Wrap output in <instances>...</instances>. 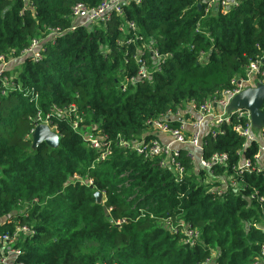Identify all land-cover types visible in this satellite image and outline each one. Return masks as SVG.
I'll return each mask as SVG.
<instances>
[{
	"label": "trees",
	"instance_id": "obj_1",
	"mask_svg": "<svg viewBox=\"0 0 264 264\" xmlns=\"http://www.w3.org/2000/svg\"><path fill=\"white\" fill-rule=\"evenodd\" d=\"M79 2L94 8L103 0H0V58L21 56L34 40L43 41L41 59L25 55L16 74L4 71L10 87L0 78V220L12 218L0 224V235L17 224L35 228L21 242L17 262L252 264L264 242L256 227L264 221V203L248 199L255 187L264 193V172L245 175L243 186L219 196L184 151L185 174L177 181L158 159H144L119 143L155 137L149 119L212 98L263 57L264 0L208 14L198 0H141L125 4L110 22L90 25L72 17ZM127 21L137 24L141 40L135 44L128 41L132 33L119 30ZM51 30L59 35L46 41ZM137 48L152 65L150 79L124 91L121 81L136 73ZM154 49L161 58H153ZM53 105H75L73 118L54 114L59 146L33 149L29 117L39 109L49 113ZM76 119L85 131L105 136L110 155L102 158L105 148L88 146L73 130ZM223 128L224 135H205L203 154L227 152L229 163L215 172L232 174L238 150L251 157L259 144L246 143L228 124ZM185 225L197 237L188 236Z\"/></svg>",
	"mask_w": 264,
	"mask_h": 264
},
{
	"label": "built area",
	"instance_id": "obj_2",
	"mask_svg": "<svg viewBox=\"0 0 264 264\" xmlns=\"http://www.w3.org/2000/svg\"><path fill=\"white\" fill-rule=\"evenodd\" d=\"M200 9L205 14L210 13L216 7L217 10L228 12L237 7L243 0H198ZM129 2L136 4L141 3V0H103L97 7L90 8L85 3L79 2L72 7V17L75 20H80L79 24L90 25L110 22L114 15H122L123 7ZM119 30L122 33H132V38L128 41L137 43L141 40V36L137 32V24L134 21H127ZM59 35V31L51 30L49 38L46 40L54 41V36ZM41 39L34 40L32 44L26 48L22 57L32 55L34 59H41L38 50L42 46ZM152 55L155 60L161 58V54L157 49L152 50ZM204 55L203 53L201 54ZM136 64V73L127 76L121 81L122 90H126L129 85H135L145 79H150L152 65L147 63L144 54L140 48L136 49L134 56ZM8 60L4 57L0 58V78L3 77L4 84L10 87L9 79L4 77L5 68ZM154 62L153 65H155ZM264 84V56L257 60L250 61L246 67L245 74L234 76L230 81V86L210 99L202 103L195 100L187 102L184 107H176L167 110L158 118H152L147 121L151 126L155 137H150L146 140L142 138L138 141L120 139V145L128 150L140 155L144 159H158L160 167L171 169L177 175V181L182 180L185 174V165L182 160V151L185 152L186 158L193 162L195 170H203L209 179L207 183H214V190L219 196L226 193L229 188L238 190L239 186L244 185V176L252 173L264 172V124L259 133L258 138L251 128V112L245 109H237L232 107L234 98L243 91L256 88L258 85ZM31 99L37 100L39 94L35 89L30 90ZM3 94H7V90H3ZM39 109V108H38ZM76 110L75 105H70L67 109L62 110L56 105H53L52 111L45 113L40 109L35 115L29 117L33 123V128L29 134L32 139V134L38 125H51L54 114L73 118L72 113ZM235 119L236 122H233ZM178 125H173V124ZM225 124L231 126V129L245 139V142L257 141L259 144L258 151L251 157H245L243 150L239 149L237 154L240 156L236 165L233 166L234 172L228 174L226 169L222 173H216L215 170L226 166L229 163V155L227 152H214L208 157H204L205 135L210 133L213 138L219 135H224L226 130ZM73 130L78 131L83 140L93 149L105 148L102 152V158L110 155L109 144L105 141V136L99 137L95 134H89L84 127L79 124V120L73 121ZM55 130V129H54ZM56 131V130H55ZM258 133V132H257ZM88 184H93V180L89 179ZM86 182V183H87ZM260 188H254L249 197V203L256 200L258 204L264 203V193L260 192ZM144 210H141V215H144ZM12 218L9 215L4 216L0 220V224L11 222ZM125 219H118L114 222L117 225L123 223ZM170 219L166 222L167 225L173 228ZM186 234L191 237H197L195 229H189L185 225ZM35 232V228L28 224H17L15 229L10 232H3L0 235V264H24L23 261L17 262V259L23 253L21 242L26 236ZM212 259H208V263ZM252 264H264V242L261 245L259 255H257Z\"/></svg>",
	"mask_w": 264,
	"mask_h": 264
},
{
	"label": "water",
	"instance_id": "obj_3",
	"mask_svg": "<svg viewBox=\"0 0 264 264\" xmlns=\"http://www.w3.org/2000/svg\"><path fill=\"white\" fill-rule=\"evenodd\" d=\"M200 7V5H199ZM264 84L258 85L256 88L249 89L238 94L233 102L232 107L237 109H247L251 112L252 119L255 123L260 120L261 126L264 124ZM32 148L37 149L42 143L49 147L57 148L60 144V135L49 125H38L32 134ZM96 202H103V194L100 191L95 192ZM108 214V210H106Z\"/></svg>",
	"mask_w": 264,
	"mask_h": 264
},
{
	"label": "rangeland",
	"instance_id": "obj_4",
	"mask_svg": "<svg viewBox=\"0 0 264 264\" xmlns=\"http://www.w3.org/2000/svg\"><path fill=\"white\" fill-rule=\"evenodd\" d=\"M40 48H41V47H40ZM22 61H23V57H22V56H13V57H11L10 59H8V63H7V65H6V66H3V67H4L5 70H7V71L10 73V75L12 76V75L16 74V72H18L19 69H21ZM0 68H1V67H0ZM9 77H10V76H9ZM8 79H9V78H8ZM251 128H252V130L255 132V134L257 135V137L261 139V137L259 136V133H260L262 127H261V123H260V120H259V119H258V122H257V123H255V122L253 121V119H251ZM87 129H88V133L90 134V132H91L90 129H89V128H87ZM257 132H258V133H257ZM2 175H3V174H2V172L0 171V177H1ZM75 177L78 178V179L84 180V179H83L81 176H79V175H76ZM207 179L210 180V177H208ZM246 225L249 226V223H247ZM256 227L260 228V229L263 231V233H264V221H263V220L260 221L259 224H256Z\"/></svg>",
	"mask_w": 264,
	"mask_h": 264
}]
</instances>
